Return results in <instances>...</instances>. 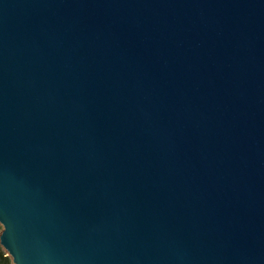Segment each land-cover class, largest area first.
I'll return each instance as SVG.
<instances>
[{
  "label": "water",
  "instance_id": "water-1",
  "mask_svg": "<svg viewBox=\"0 0 264 264\" xmlns=\"http://www.w3.org/2000/svg\"><path fill=\"white\" fill-rule=\"evenodd\" d=\"M0 224L13 264H264V0H0Z\"/></svg>",
  "mask_w": 264,
  "mask_h": 264
},
{
  "label": "rangeland",
  "instance_id": "rangeland-1",
  "mask_svg": "<svg viewBox=\"0 0 264 264\" xmlns=\"http://www.w3.org/2000/svg\"><path fill=\"white\" fill-rule=\"evenodd\" d=\"M0 226H2V225L0 224ZM2 228L3 227H0V233H1ZM4 256H7L9 258L10 264H13L11 257L9 255H7L6 250L0 245V260L4 261L5 260Z\"/></svg>",
  "mask_w": 264,
  "mask_h": 264
},
{
  "label": "trees",
  "instance_id": "trees-1",
  "mask_svg": "<svg viewBox=\"0 0 264 264\" xmlns=\"http://www.w3.org/2000/svg\"><path fill=\"white\" fill-rule=\"evenodd\" d=\"M4 264H10L9 258L7 256H4Z\"/></svg>",
  "mask_w": 264,
  "mask_h": 264
},
{
  "label": "snow or ice",
  "instance_id": "snow-or-ice-1",
  "mask_svg": "<svg viewBox=\"0 0 264 264\" xmlns=\"http://www.w3.org/2000/svg\"><path fill=\"white\" fill-rule=\"evenodd\" d=\"M0 264H4L3 260H0Z\"/></svg>",
  "mask_w": 264,
  "mask_h": 264
},
{
  "label": "clouds",
  "instance_id": "clouds-1",
  "mask_svg": "<svg viewBox=\"0 0 264 264\" xmlns=\"http://www.w3.org/2000/svg\"><path fill=\"white\" fill-rule=\"evenodd\" d=\"M0 227H2V226H0Z\"/></svg>",
  "mask_w": 264,
  "mask_h": 264
}]
</instances>
